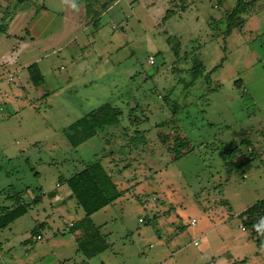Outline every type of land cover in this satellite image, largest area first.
Wrapping results in <instances>:
<instances>
[{
  "label": "rangeland",
  "instance_id": "1",
  "mask_svg": "<svg viewBox=\"0 0 264 264\" xmlns=\"http://www.w3.org/2000/svg\"><path fill=\"white\" fill-rule=\"evenodd\" d=\"M48 1L56 7L46 12ZM64 1L0 0V214L16 204L14 190L26 202L41 196L0 229V264H264V247L237 218L264 197V0L226 39L236 0H190L184 11L188 0H172L180 12L166 20L170 0H118L95 7L97 25L80 8L76 28L49 18ZM192 52L212 69L210 81L187 84ZM32 62L39 86L26 70ZM105 102L120 108V123L72 147L64 128ZM168 119L190 141L176 161L156 136L174 127H154ZM126 126L147 130L140 149L117 130ZM93 160L121 196L92 216L109 247L87 259L68 227L81 213L51 198L59 177ZM44 221L38 239L32 230Z\"/></svg>",
  "mask_w": 264,
  "mask_h": 264
},
{
  "label": "trees",
  "instance_id": "2",
  "mask_svg": "<svg viewBox=\"0 0 264 264\" xmlns=\"http://www.w3.org/2000/svg\"><path fill=\"white\" fill-rule=\"evenodd\" d=\"M99 1L101 0H77V3L84 4L85 12L89 14L94 11L96 3H98L100 9H106L114 0ZM189 2L191 1L188 0L181 7V11H184L190 6L188 4ZM256 2L257 0L235 1V4L224 18L226 20V28L222 32L223 39H226L235 27H240L244 23L245 20L243 15L247 14L248 10L252 8ZM170 4V7L165 11L163 20L172 17L175 12H180L177 11L172 0H170ZM97 16H99V13L94 12L93 17L96 18ZM98 20L99 18L94 21V25H97ZM0 29V31L4 32L2 27ZM174 37L177 39V43L172 45V50L175 57L180 58V40L176 36H172L168 37L167 41L171 42V39ZM190 55L193 56H190V62L192 63L187 69L190 75V80L187 84L192 85L199 76H203L206 82L210 81L212 69L206 71L203 61L193 52ZM26 70L29 75V80L34 85L39 86L43 84L44 76L37 62L28 64ZM121 115L122 111L119 107L109 102L102 103L66 126V128H64L66 138L72 147H77L95 136L99 131L110 126L118 125ZM145 120H148L147 116H145ZM172 122L173 119H168L155 124L154 127L167 126V129L171 126L174 127L175 133L172 136L169 135L167 131H159L156 133V136L160 137L161 141L167 145V150L169 154H171V161H176L190 152L191 148L189 139L183 136ZM131 126H126L123 130L120 128L117 130L130 136L129 143L133 149H140L146 144V140L148 139L146 137L147 130H139L136 128V130L132 131ZM251 158H253V156ZM59 182L65 184L69 188L76 203L84 212V215L80 219L74 220L68 226L70 233L79 232V235L76 236L75 239L77 243V252L82 253L87 259L103 252L109 247V243L106 240V235L101 232L102 225H96L92 219V215L106 206L113 204L121 196V192L113 181L112 176L107 172L101 160H93L84 164L80 170L73 172L68 177H59ZM11 197L16 199V204L12 207H4L2 209L0 214V229L8 226L11 222L26 214L32 204H37L41 200V196H34L31 202H26L21 197L20 191L18 192L15 190ZM222 203L227 204V201H223ZM261 217H264V197L246 206L245 209L237 214L240 227L248 233L249 237L258 248L264 247V237H259L257 235L256 231L253 229V225L256 224ZM44 224L45 222H41L33 228L32 231L35 233L36 237L40 236L38 230L42 228ZM79 264H89V262L84 260Z\"/></svg>",
  "mask_w": 264,
  "mask_h": 264
},
{
  "label": "crops",
  "instance_id": "3",
  "mask_svg": "<svg viewBox=\"0 0 264 264\" xmlns=\"http://www.w3.org/2000/svg\"><path fill=\"white\" fill-rule=\"evenodd\" d=\"M103 0H101L100 2H102ZM118 0H114L113 2H111V3H116ZM48 3H50V4H46V6H44L43 7V9H44V11H46V12H48V11H51V9H55V8H53V7H56V5H54V2L53 1H51V2H49L48 1ZM111 3L108 5V7L106 8V9H109L110 8V6H111ZM99 7V5H98V3H96V5L94 6V11L92 12V13H89V14H87L84 10H85V7H84V4H79V9L81 8V10L83 11V13H86L85 14V16H88V20H89V17H90V20L89 21H93L94 19L96 20L97 18H99V16H97L96 18H94L93 17V13L94 12H97V13H99L100 14V11H98V10H96L95 9V7ZM64 10L62 11V13L60 14V16L59 15H57L56 17L54 16V17H49L50 19H52V23H53V25L55 26V22L56 21H58V23H63V25H64V28H66V27H68V26H72L73 28H76V24H77V22H78V17L76 16V14L74 15V13L75 12H77V10H74V9H72L71 7H70V5L68 4V3H66L65 1H64ZM66 8H67V13L65 12V10H66ZM102 10H104V9H102ZM38 13H39V11H36V13L31 17V19L33 18H36L37 17V15H38ZM50 15V14H49ZM84 15V14H83ZM94 20V21H95ZM28 25H30V24H26V27L28 26ZM52 25V26H53ZM48 27V30L50 29V30H53V27ZM27 29H28V34H27V36H29V37H34V33L32 32V29L30 28L29 29V27H27ZM78 31H80V32H84L85 31V26H84V24H82V22H81V25H80V27H79V30ZM78 33V32H77ZM77 33H76V35H77ZM110 174V173H109ZM111 175V174H110ZM62 185H65V184H61L60 182H57L56 183V186L58 187V191H60V193H58L57 194V192L55 191V194H54V196L51 198V199H53V200H56V201H61V203H62V205H64L65 204V206H69V208H70V210H73L75 213H76V215H79L80 213V215H79V217L77 218V219H74V220H78V219H80L83 215V209L81 208V212L79 211V208L77 207V203H76V201H75V199H74V197L72 196V193L70 192V190H69V188L68 187H66V189L65 190H62ZM66 186V185H65ZM21 197H22V195H21ZM23 198V197H22ZM76 204V205H75ZM79 206V205H78ZM107 207V206H106ZM57 209H61L60 207H57ZM104 209V208H103ZM245 209V208H244ZM96 213V212H95ZM94 215V214H93ZM92 215V216H93ZM74 220H70L69 221V223H68V226L70 225V223L72 222V221H74ZM45 222V221H44ZM45 224H46V222H45ZM241 228V227H240ZM241 230L242 231H245V230H243L242 228H241ZM76 234H77V236L79 235V232H76ZM38 239H41V236H40V238H38ZM196 242V241H195ZM197 244V243H196ZM195 243H194V245H196ZM228 251H226V253H227Z\"/></svg>",
  "mask_w": 264,
  "mask_h": 264
},
{
  "label": "clouds",
  "instance_id": "4",
  "mask_svg": "<svg viewBox=\"0 0 264 264\" xmlns=\"http://www.w3.org/2000/svg\"><path fill=\"white\" fill-rule=\"evenodd\" d=\"M65 2L68 3L72 9L79 10L77 0H65ZM253 229L259 237H264V217H261L257 223L253 225Z\"/></svg>",
  "mask_w": 264,
  "mask_h": 264
},
{
  "label": "built area",
  "instance_id": "5",
  "mask_svg": "<svg viewBox=\"0 0 264 264\" xmlns=\"http://www.w3.org/2000/svg\"><path fill=\"white\" fill-rule=\"evenodd\" d=\"M149 62L150 63H153L154 61H153V57H150V60H149ZM196 223V221L194 220V219H191L190 220V224H195ZM71 224V223H70ZM37 238H40V236H37ZM197 242H195V244H196Z\"/></svg>",
  "mask_w": 264,
  "mask_h": 264
}]
</instances>
